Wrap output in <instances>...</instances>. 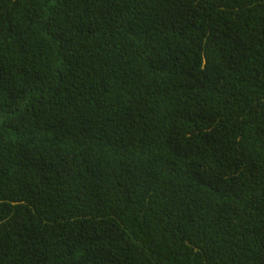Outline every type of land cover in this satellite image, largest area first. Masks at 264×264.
Instances as JSON below:
<instances>
[{"label":"trees","instance_id":"trees-1","mask_svg":"<svg viewBox=\"0 0 264 264\" xmlns=\"http://www.w3.org/2000/svg\"><path fill=\"white\" fill-rule=\"evenodd\" d=\"M0 264H264V0H0Z\"/></svg>","mask_w":264,"mask_h":264}]
</instances>
